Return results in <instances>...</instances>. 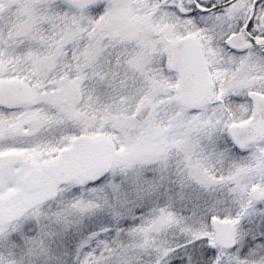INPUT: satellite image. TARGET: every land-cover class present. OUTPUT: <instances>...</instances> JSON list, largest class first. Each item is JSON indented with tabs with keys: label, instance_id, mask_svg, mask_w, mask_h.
I'll list each match as a JSON object with an SVG mask.
<instances>
[{
	"label": "snow or ice",
	"instance_id": "obj_1",
	"mask_svg": "<svg viewBox=\"0 0 264 264\" xmlns=\"http://www.w3.org/2000/svg\"><path fill=\"white\" fill-rule=\"evenodd\" d=\"M0 264H264V0H0Z\"/></svg>",
	"mask_w": 264,
	"mask_h": 264
}]
</instances>
